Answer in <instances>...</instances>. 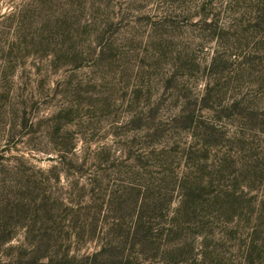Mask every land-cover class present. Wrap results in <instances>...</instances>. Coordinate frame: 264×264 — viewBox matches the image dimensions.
Segmentation results:
<instances>
[{
  "label": "rangeland",
  "instance_id": "obj_1",
  "mask_svg": "<svg viewBox=\"0 0 264 264\" xmlns=\"http://www.w3.org/2000/svg\"><path fill=\"white\" fill-rule=\"evenodd\" d=\"M262 1L0 0V264H264Z\"/></svg>",
  "mask_w": 264,
  "mask_h": 264
},
{
  "label": "trees",
  "instance_id": "obj_2",
  "mask_svg": "<svg viewBox=\"0 0 264 264\" xmlns=\"http://www.w3.org/2000/svg\"><path fill=\"white\" fill-rule=\"evenodd\" d=\"M261 3H264V1H262ZM260 3V4H261ZM258 5V4H257ZM259 9V8H258ZM257 12H259L260 13V11H257ZM256 18H260L259 20H257V21H261V18L263 19L264 17H259V16H256Z\"/></svg>",
  "mask_w": 264,
  "mask_h": 264
}]
</instances>
